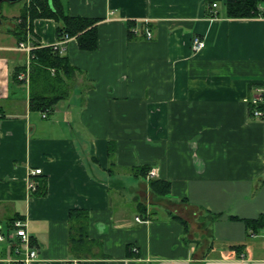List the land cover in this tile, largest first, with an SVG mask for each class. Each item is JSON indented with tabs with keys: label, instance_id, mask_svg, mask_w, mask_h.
<instances>
[{
	"label": "crops",
	"instance_id": "crops-1",
	"mask_svg": "<svg viewBox=\"0 0 264 264\" xmlns=\"http://www.w3.org/2000/svg\"><path fill=\"white\" fill-rule=\"evenodd\" d=\"M225 1L62 0L99 18L97 47L68 39L74 88L45 117L12 77L28 60L15 33L27 0L0 3V224L25 221L38 251L28 264H264V227L248 234L242 221L264 216V118L248 101L264 85V16L227 17ZM56 26L36 18L31 32L49 45ZM39 178L46 193L32 195ZM71 209L88 213L93 255L70 249ZM23 256L0 242V264Z\"/></svg>",
	"mask_w": 264,
	"mask_h": 264
},
{
	"label": "trees",
	"instance_id": "trees-1",
	"mask_svg": "<svg viewBox=\"0 0 264 264\" xmlns=\"http://www.w3.org/2000/svg\"><path fill=\"white\" fill-rule=\"evenodd\" d=\"M264 0H226L225 15L231 18H251L264 16V10L260 8ZM18 27L15 31L18 41L24 40L27 31H32V23L36 18H51L57 22L55 36L59 40L65 36L75 38L81 50L92 51L97 47V23L99 18L70 15L64 8L62 0H27L21 14ZM133 21L127 22L128 36L135 33L132 31ZM28 70L29 86V109L32 111L51 112L54 106L61 100L67 99L75 84L78 68L74 66L65 53H60L53 45H37L31 51ZM26 65L16 67L12 77L19 80L18 75L24 72ZM25 81V79H21ZM250 104V110L255 105ZM259 107V106H258ZM114 149L112 142L109 143V154ZM134 174L144 175L149 170L148 166L132 167ZM44 178L37 180L36 188L32 195H44L46 193ZM150 189L157 195H165L169 192V182L162 179H150ZM216 217V216H214ZM173 218L181 221L186 226V221L174 214ZM234 219V217H233ZM236 219V218H235ZM11 219L7 231L11 229ZM245 228L248 234H253L264 227V216L257 218H244ZM69 240L70 249L79 257L93 255L92 242H87L86 228L88 213L82 209H71L69 212ZM7 232V233H8ZM3 233L7 235V233ZM241 244L230 247L240 253ZM129 254L131 248H128Z\"/></svg>",
	"mask_w": 264,
	"mask_h": 264
},
{
	"label": "built area",
	"instance_id": "built-area-1",
	"mask_svg": "<svg viewBox=\"0 0 264 264\" xmlns=\"http://www.w3.org/2000/svg\"><path fill=\"white\" fill-rule=\"evenodd\" d=\"M212 6H216V3H212ZM133 32H135V29H132ZM146 38H151V31L146 28L144 33ZM68 37L65 36L59 40H57L55 43L51 44L53 45V48L58 50L60 53H64L65 51V44L68 41ZM42 45L40 44L37 39L33 36L32 32L27 31L26 37L24 40H21L17 43V48L20 50H23L26 52L28 60L26 63V69L23 72H20L18 75L19 79H25V81H28V70H29V60L31 58V51L37 46ZM205 42L204 39L201 38L198 35H194L192 38V50L197 51L204 47ZM248 101L255 105L253 109H251V114L253 116H257L260 118H264V85L255 87V94L248 99ZM259 106V107H258ZM47 114V111L41 112V115L45 117ZM41 173L40 168H34L30 171V174L37 175ZM156 173V168H151L149 171V175L152 176ZM37 182L34 179H30L28 182L29 189L31 191H34L36 188ZM135 220L138 222H141L142 220L139 217H135ZM5 241L12 245L13 253L15 255L24 254L22 258L18 259H8L6 260L9 264H28V262L32 259H34L38 251L37 249L31 245V237L29 233L27 232L26 223L22 219H14L11 222V229L7 233V235L0 233V242ZM66 264H77V260H72L70 262H67Z\"/></svg>",
	"mask_w": 264,
	"mask_h": 264
},
{
	"label": "rangeland",
	"instance_id": "rangeland-1",
	"mask_svg": "<svg viewBox=\"0 0 264 264\" xmlns=\"http://www.w3.org/2000/svg\"><path fill=\"white\" fill-rule=\"evenodd\" d=\"M16 2H20V3H18V4H21V2H22V0H18V1H16ZM11 4H9L8 2H6V1H3L2 3H1V7L2 8H5V7H7V6H10ZM6 223L4 222L3 224H0V228H1V231H4L5 232V230H6Z\"/></svg>",
	"mask_w": 264,
	"mask_h": 264
},
{
	"label": "water",
	"instance_id": "water-1",
	"mask_svg": "<svg viewBox=\"0 0 264 264\" xmlns=\"http://www.w3.org/2000/svg\"><path fill=\"white\" fill-rule=\"evenodd\" d=\"M3 1H6V2H9V3H12V2H16L18 0H0V3L3 2Z\"/></svg>",
	"mask_w": 264,
	"mask_h": 264
}]
</instances>
